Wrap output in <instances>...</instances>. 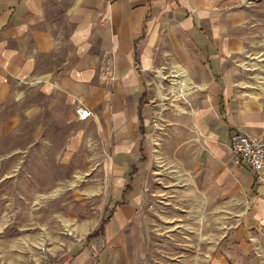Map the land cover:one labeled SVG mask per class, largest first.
Wrapping results in <instances>:
<instances>
[{
	"label": "rangeland",
	"instance_id": "374dc122",
	"mask_svg": "<svg viewBox=\"0 0 264 264\" xmlns=\"http://www.w3.org/2000/svg\"><path fill=\"white\" fill-rule=\"evenodd\" d=\"M205 7L218 17L223 38L236 41L225 55L231 67L220 69L234 82L231 105L240 101L242 111L255 113L259 122H244L264 134V0H208ZM168 15L177 22L196 18L179 5ZM166 26L158 66L139 72L140 122L126 124L144 159H113L116 123L91 113L78 121L82 98L71 103L64 92L30 91L6 103L0 114V264H264V183L250 189L253 177L231 156L200 155L193 112L218 74L212 78L180 33L177 49L168 51L174 37ZM189 58L200 64L191 68ZM179 69L186 72L188 98L171 91ZM217 111L218 121L226 119ZM184 144L193 146L188 164L189 156L177 150ZM120 160L124 169L115 164ZM132 166L131 191L123 199ZM103 220V231L87 239Z\"/></svg>",
	"mask_w": 264,
	"mask_h": 264
},
{
	"label": "crops",
	"instance_id": "0c3cea01",
	"mask_svg": "<svg viewBox=\"0 0 264 264\" xmlns=\"http://www.w3.org/2000/svg\"><path fill=\"white\" fill-rule=\"evenodd\" d=\"M203 2L208 4V0H0V114L8 101L27 92L59 97L64 92L71 103L82 98L91 114L116 123L113 159H144L135 151L137 143L129 139L126 124H134L136 118L140 122L143 93L139 92V72L158 66L162 25L166 24L168 36L174 37L168 51L177 49L176 33H180L190 39L187 46L200 55L201 62L212 69V78L218 74L208 98L193 112L192 130L202 138L204 150L200 155L215 160L230 157L229 135H261H255L251 124L244 122L259 119L255 113L242 111L240 101L236 108L231 105L234 82L224 73L221 76L220 69L231 67L225 55L236 41L223 38L218 17L203 8ZM177 5L182 11H195L196 18L183 16L177 22L174 15L167 16ZM182 49L188 51L187 47ZM195 59H188L191 68L200 64ZM218 108L226 119L218 121ZM192 148L184 144L177 149L182 158L189 156L187 164ZM122 161L115 164L124 169ZM239 167L253 177L251 189L256 183L254 175ZM134 169L120 192L123 199L131 191ZM116 177L122 178L119 174Z\"/></svg>",
	"mask_w": 264,
	"mask_h": 264
},
{
	"label": "built area",
	"instance_id": "2783aa9c",
	"mask_svg": "<svg viewBox=\"0 0 264 264\" xmlns=\"http://www.w3.org/2000/svg\"><path fill=\"white\" fill-rule=\"evenodd\" d=\"M76 119L84 121L90 116L86 108L76 110ZM228 150L235 165L248 169L259 184L264 183V134L250 138L242 133L229 135Z\"/></svg>",
	"mask_w": 264,
	"mask_h": 264
},
{
	"label": "bare ground",
	"instance_id": "6f19581e",
	"mask_svg": "<svg viewBox=\"0 0 264 264\" xmlns=\"http://www.w3.org/2000/svg\"><path fill=\"white\" fill-rule=\"evenodd\" d=\"M179 71H180V69H179ZM179 71H176V73L174 74V80L172 81L173 84H172V90L171 91H174V93L176 91L177 93H179V96H181V97L182 96L187 97V92L189 90V87H188V80H187L186 72L183 70L180 72ZM159 75H160V73H159ZM159 99H161V100L163 99V95H162L161 91H159ZM44 174L45 173H43V175Z\"/></svg>",
	"mask_w": 264,
	"mask_h": 264
},
{
	"label": "trees",
	"instance_id": "16d2710c",
	"mask_svg": "<svg viewBox=\"0 0 264 264\" xmlns=\"http://www.w3.org/2000/svg\"><path fill=\"white\" fill-rule=\"evenodd\" d=\"M254 187V182L252 183V185H251V188H253ZM124 194H125V190H124V192H123ZM106 220H103V221H100V223H99V227H98V230L96 231H94V232H92L91 234H89L88 236H87V239H90V238H92V237H95L97 234H98V232H102L103 231V227L105 226V224H106Z\"/></svg>",
	"mask_w": 264,
	"mask_h": 264
}]
</instances>
